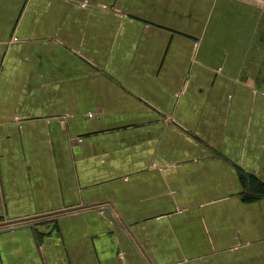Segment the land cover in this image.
Returning a JSON list of instances; mask_svg holds the SVG:
<instances>
[{
	"label": "crops",
	"instance_id": "0c3cea01",
	"mask_svg": "<svg viewBox=\"0 0 264 264\" xmlns=\"http://www.w3.org/2000/svg\"><path fill=\"white\" fill-rule=\"evenodd\" d=\"M243 175L264 0H0V264H264Z\"/></svg>",
	"mask_w": 264,
	"mask_h": 264
},
{
	"label": "trees",
	"instance_id": "16d2710c",
	"mask_svg": "<svg viewBox=\"0 0 264 264\" xmlns=\"http://www.w3.org/2000/svg\"><path fill=\"white\" fill-rule=\"evenodd\" d=\"M244 185L246 187L247 193L245 197L247 199H257L264 197V182L255 176L243 175ZM55 224V223H53Z\"/></svg>",
	"mask_w": 264,
	"mask_h": 264
},
{
	"label": "water",
	"instance_id": "95a60500",
	"mask_svg": "<svg viewBox=\"0 0 264 264\" xmlns=\"http://www.w3.org/2000/svg\"><path fill=\"white\" fill-rule=\"evenodd\" d=\"M56 219L57 218H53V219H51V221H55ZM41 223H42V221L27 222V223L21 224V225H19L17 227H32L34 225L41 224Z\"/></svg>",
	"mask_w": 264,
	"mask_h": 264
}]
</instances>
